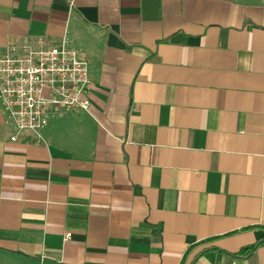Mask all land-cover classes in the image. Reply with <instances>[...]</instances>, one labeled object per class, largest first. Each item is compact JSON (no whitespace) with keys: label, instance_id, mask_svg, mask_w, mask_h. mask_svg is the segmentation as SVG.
<instances>
[{"label":"crops","instance_id":"crops-1","mask_svg":"<svg viewBox=\"0 0 264 264\" xmlns=\"http://www.w3.org/2000/svg\"><path fill=\"white\" fill-rule=\"evenodd\" d=\"M61 38L91 105L0 106V264H264V0H0V51Z\"/></svg>","mask_w":264,"mask_h":264},{"label":"built area","instance_id":"built-area-1","mask_svg":"<svg viewBox=\"0 0 264 264\" xmlns=\"http://www.w3.org/2000/svg\"><path fill=\"white\" fill-rule=\"evenodd\" d=\"M92 85L89 61L67 38L49 46L9 43L0 51V106L9 140L32 135L36 142L44 141L51 117L89 110Z\"/></svg>","mask_w":264,"mask_h":264},{"label":"trees","instance_id":"trees-1","mask_svg":"<svg viewBox=\"0 0 264 264\" xmlns=\"http://www.w3.org/2000/svg\"><path fill=\"white\" fill-rule=\"evenodd\" d=\"M264 243V239H260L252 245L242 247L238 251L231 253L235 257H246L251 254V252L259 245Z\"/></svg>","mask_w":264,"mask_h":264}]
</instances>
